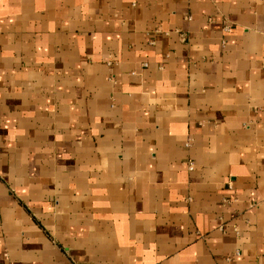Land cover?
I'll use <instances>...</instances> for the list:
<instances>
[{"label": "crops", "instance_id": "1", "mask_svg": "<svg viewBox=\"0 0 264 264\" xmlns=\"http://www.w3.org/2000/svg\"><path fill=\"white\" fill-rule=\"evenodd\" d=\"M0 264H264V0H0Z\"/></svg>", "mask_w": 264, "mask_h": 264}, {"label": "built area", "instance_id": "2", "mask_svg": "<svg viewBox=\"0 0 264 264\" xmlns=\"http://www.w3.org/2000/svg\"><path fill=\"white\" fill-rule=\"evenodd\" d=\"M182 38H184V35L182 36ZM190 145H191V140H187V142L185 143V147L188 148V147H190ZM187 168H188L189 171H192V170H193V164H192V163H188V164H187ZM224 202H225V201H224ZM219 228H220L221 231L224 230V225H220ZM233 232H234L235 234L238 233L237 229H235V228L233 229ZM235 255L238 256V255H239V252L236 251V252H235Z\"/></svg>", "mask_w": 264, "mask_h": 264}]
</instances>
